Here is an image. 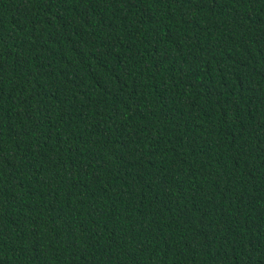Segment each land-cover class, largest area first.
Masks as SVG:
<instances>
[{"label": "trees", "instance_id": "1", "mask_svg": "<svg viewBox=\"0 0 264 264\" xmlns=\"http://www.w3.org/2000/svg\"><path fill=\"white\" fill-rule=\"evenodd\" d=\"M0 264H264V0H0Z\"/></svg>", "mask_w": 264, "mask_h": 264}]
</instances>
